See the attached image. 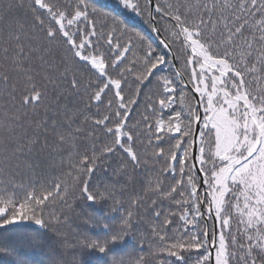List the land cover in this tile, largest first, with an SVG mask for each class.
I'll list each match as a JSON object with an SVG mask.
<instances>
[{
	"label": "snow or ice",
	"instance_id": "1",
	"mask_svg": "<svg viewBox=\"0 0 264 264\" xmlns=\"http://www.w3.org/2000/svg\"><path fill=\"white\" fill-rule=\"evenodd\" d=\"M120 4L147 16L153 30L164 36L160 48L132 29L143 55L130 60L136 44L124 39L129 26L115 14L92 7V0H32L28 19L17 20L16 30L0 40L5 65L0 68V86L3 98L11 102L0 125L5 157L0 167H14L21 176L15 198L5 193L0 199V258L11 264H35L29 253H38L39 264H92L93 256L104 264H151L143 258L106 259L140 227L139 212L130 209H143L146 202L131 195L127 205H120L128 210L119 219L82 211L89 220L73 233L77 239L72 259L60 250L68 240L60 231L79 219L77 208H95L99 199L115 200L117 177L129 176V166L143 170L136 144L145 137L150 147L159 149L153 155L164 161L157 179L171 178L160 181L164 187L157 195L174 201L179 209L164 211L155 201L148 208L156 221L151 238L166 253L163 264H189L193 257V264H264V88L251 86L255 71L250 68L258 60L264 71V47L257 48L264 45V35L244 38L258 17L257 31L264 32V0H239L231 6L181 2L162 7L156 0H120ZM7 7L22 9L24 3L19 0ZM4 20L0 16V25ZM65 45L95 77L84 91L91 90L89 102L97 103L85 107L91 111L104 105L106 113L93 121V131L102 130L100 137L75 127L85 113L69 102L83 94L81 77L77 73L69 78L67 68L57 72L52 59L53 49ZM209 72L212 75H206ZM16 76L24 77V86H13ZM65 80L68 88L50 106L54 111L45 113L48 119L27 124L24 110L41 101L49 86L56 89L57 82ZM186 90L191 91L192 103L184 105ZM141 103L144 110L138 113ZM137 114L140 120L133 126ZM25 128L29 131L20 135ZM48 128L55 148L41 139L48 136ZM105 138L108 142L97 146L95 142ZM65 154H74L73 163L67 165L72 173H65L71 187L54 178L49 181L41 170L43 162L55 171L51 162ZM60 166L64 167L62 159ZM98 173L114 185L98 184ZM241 224L246 231L241 232ZM97 228L98 238L87 234L86 230ZM237 236L241 240L247 236V243H238Z\"/></svg>",
	"mask_w": 264,
	"mask_h": 264
},
{
	"label": "trees",
	"instance_id": "2",
	"mask_svg": "<svg viewBox=\"0 0 264 264\" xmlns=\"http://www.w3.org/2000/svg\"><path fill=\"white\" fill-rule=\"evenodd\" d=\"M19 0H0V16H4L5 20L2 25H0V40L6 39L9 30L15 31L17 28L16 21L19 20L24 22L28 19V9L31 6L32 0H23L24 8H17L13 7L11 11L8 10V5L13 4L15 5L18 3ZM157 4L160 6H167L171 4H178V3H185L189 5H197L200 3H223L226 5H234L239 2V0H156ZM92 7L99 8L103 12H108L115 14L120 20L124 21L130 28L129 33L124 37V39H128L136 44V47L132 50V55L129 56L130 60L135 61L138 57L143 55L142 52L139 51L141 45L139 40L135 35L132 34V29H134L137 33L141 36H146L149 38V41L152 42L153 48H160L161 47V39L160 37L155 34L153 30V26L149 23L147 16L138 15L137 13L133 12L130 9L124 8L120 4V0H92ZM156 19H160V17L156 16ZM216 18L213 17V20ZM260 19L257 18L255 23H252V31L245 32L246 39L252 40L253 35L256 37H260L264 35V32L257 31L260 25ZM102 20L98 19L97 23H101ZM251 23V21H250ZM167 22H165V27H167ZM83 27V26H81ZM123 42V41H121ZM242 42V41H241ZM146 47V45L144 46ZM264 47V45L257 44V48ZM115 49H113V53ZM53 67L56 68L57 72L63 73L64 68L69 69V78H71L74 74H79L82 80L81 83V92L83 93L82 96L77 97L75 101L69 102V106H75L78 112L85 113V116L80 117V123L76 125L81 132L87 130L89 136L95 134L97 137L102 135V130L97 128L93 131V121L100 118L101 115L106 113V109L104 105H99L98 108H92L91 111L85 107L86 104H96L97 102L91 101L89 102V95L90 91L85 92L84 89L87 87L89 79L95 82V77L92 76L91 73H86L84 69L73 59L72 54L67 51V46H63L60 48L53 49ZM66 62L64 67H60L61 62ZM131 67V65H128ZM5 67L3 61L0 60V68ZM261 64L257 61H254L250 68L254 69L255 71V83L254 86L257 89L264 88V71H261ZM206 75L210 76L212 73H206ZM252 77H250V80ZM24 77L23 76H16L13 78V86L21 87L24 86ZM68 88V82L65 81H58L57 88L53 89L51 86L48 87L47 95L39 102H33V105L29 108H26L24 111L28 114V121L27 124H31L33 119L42 120L48 119V116L45 113L51 114L54 110L50 107L52 104L56 103L58 96L62 95L65 89ZM187 95L183 101L184 105L192 103L191 91L186 90ZM5 92L3 87L0 86V125L4 123V116L6 114V105L10 106L8 100H5L3 97ZM16 103H19V100H15ZM182 106L178 103L177 107L179 108ZM144 104L141 103L140 108L137 112H143ZM99 112V115H94V113ZM33 113H35V117H33ZM140 120V116L137 114L133 120L132 124L135 126L136 122ZM111 126V125H110ZM29 131L28 128L24 129L23 135ZM141 132L145 131V127L141 124L140 130ZM48 136L44 137L41 136V139H47L49 147L55 148L53 141L55 139L54 134L52 133L51 128L47 129ZM146 135H148L146 133ZM108 142V138H105V141H100L99 139L95 142L97 146H101L103 143ZM143 144V147L140 145ZM164 146V145H162ZM166 147V146H164ZM136 150L140 153L143 157L145 167L143 170L140 168L133 169L131 166L128 168L129 176L127 177H117L120 179V183L115 185V200L111 199H99L96 202V207H88L85 205L84 210L77 208V213L80 214L79 219L76 220L75 223H69L68 227L61 229L60 234L63 236L68 237L66 241L67 247H63L60 250L64 253V256L70 261L72 259L73 253L72 249L76 246L75 240L77 237L73 235L74 232L80 231V225L83 221H88L89 217L82 215V211H87L90 215L96 216H106L111 215L116 219H119V216L124 215L128 209L125 207H120L121 204L127 205L129 195L132 196L133 200L137 197H141L146 202V207L143 209L132 207L134 213L139 212V220H140V227L135 230V234L129 238L126 242H124L120 249L117 252L109 253L106 259L112 260H137L139 258H143L146 261H150L151 264H163V261L166 259V253L160 252L159 249L161 245L158 242H153L151 229L156 226V221L153 219V216L149 213L148 208L152 207V202L155 201L157 204L161 205V209L164 211L170 212H178L179 209L174 206V201H169L166 197H162L157 195L160 190L164 187V184L160 183V181L164 182H171V178L168 176H160L159 180L157 179L160 169L164 168V161L157 159L153 153L158 152L159 149L155 148V145L149 146V141L145 137H141V140L137 141ZM47 155V153H45ZM74 154H65L64 157L56 156L54 161L51 163L55 167V171H52L48 164L41 163V170H43L49 179H56L62 184H67L69 187L72 186V180L70 179V175H66L65 173H72V169L68 168L67 165L69 163H73L72 156ZM182 155V153H178V156ZM11 156V150H9V157ZM5 157L2 155V150H0V163L3 162ZM63 160L64 167L60 166V161ZM125 163H127V158L124 157ZM15 168L12 167L11 170H7V166L0 167V199L5 197V193L8 195L13 196L15 198V186L19 184L21 179L20 173H15ZM98 180L97 183H106L108 185H114V181L105 176L103 173H98ZM197 178L199 175L197 174ZM23 179L26 181L27 177L24 176ZM134 181L132 183H125V181ZM120 190H124V195H120ZM100 191H104L103 187L100 188ZM227 200V197L225 198ZM157 209V210H161ZM233 215L235 216L236 213L234 212ZM246 219V217L244 218ZM90 223H93L89 221ZM108 221L105 220L104 223ZM241 232L246 231L244 229L243 224L240 225ZM87 234L92 238H98L99 228L95 231L90 229L86 230ZM249 235H256V233H249ZM143 237V239H140ZM79 239H83V237H79ZM238 243L246 244L247 243V236L244 237L243 240L237 236ZM171 242V241H169ZM151 246V251L149 247ZM59 247V246H58ZM231 251L235 252V249H231ZM203 251V250H201ZM30 256L36 261L35 264H39V261L42 257L38 253H29ZM241 257L243 253L240 254ZM92 260V264H104L103 260H97L95 256L90 258ZM195 257L190 260L189 264H193ZM0 264H11L10 259L5 260L0 258Z\"/></svg>",
	"mask_w": 264,
	"mask_h": 264
},
{
	"label": "water",
	"instance_id": "3",
	"mask_svg": "<svg viewBox=\"0 0 264 264\" xmlns=\"http://www.w3.org/2000/svg\"><path fill=\"white\" fill-rule=\"evenodd\" d=\"M153 15L155 16V13H153ZM156 32V31H155ZM157 33V32H156ZM159 35V34H158ZM160 38H161V41L164 39V36L163 35H159ZM194 151H195V147H194ZM199 175V174H198Z\"/></svg>",
	"mask_w": 264,
	"mask_h": 264
}]
</instances>
